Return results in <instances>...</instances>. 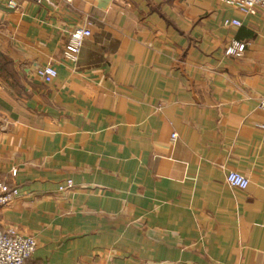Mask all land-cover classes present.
Instances as JSON below:
<instances>
[{"label":"crops","instance_id":"0c3cea01","mask_svg":"<svg viewBox=\"0 0 264 264\" xmlns=\"http://www.w3.org/2000/svg\"><path fill=\"white\" fill-rule=\"evenodd\" d=\"M262 99L260 10L0 0V180L18 191L0 227L35 238L26 264H264Z\"/></svg>","mask_w":264,"mask_h":264},{"label":"built area","instance_id":"2783aa9c","mask_svg":"<svg viewBox=\"0 0 264 264\" xmlns=\"http://www.w3.org/2000/svg\"><path fill=\"white\" fill-rule=\"evenodd\" d=\"M218 2L233 7L243 14H255L257 10H260L264 17V0H218ZM9 6L14 7V2H10ZM223 25L241 27V23L237 20H226ZM89 36L90 31L87 28L74 29L69 34L65 57L75 61L84 39ZM245 47V43L232 40L225 47L224 54L230 58L240 59L244 54ZM35 74L45 84L51 83L57 77V72L51 65L36 68ZM259 108L264 111V99L260 101ZM174 137L175 135H172V138ZM12 173L15 174L16 171ZM237 181L240 182L237 183ZM226 182L230 187L240 190H245L249 184L247 178L236 172H228ZM71 187L72 183L68 182L66 188ZM17 196L18 191L16 188L10 187L0 180V210L11 204ZM36 248L35 238L21 235L13 228L0 227V264H26L32 258Z\"/></svg>","mask_w":264,"mask_h":264},{"label":"clouds","instance_id":"9594fccd","mask_svg":"<svg viewBox=\"0 0 264 264\" xmlns=\"http://www.w3.org/2000/svg\"><path fill=\"white\" fill-rule=\"evenodd\" d=\"M240 181H237V183H239Z\"/></svg>","mask_w":264,"mask_h":264}]
</instances>
